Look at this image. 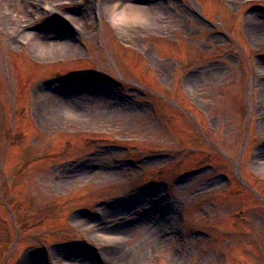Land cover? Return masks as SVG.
<instances>
[{"label": "rangeland", "instance_id": "1", "mask_svg": "<svg viewBox=\"0 0 264 264\" xmlns=\"http://www.w3.org/2000/svg\"><path fill=\"white\" fill-rule=\"evenodd\" d=\"M136 3L0 0V264H264V0Z\"/></svg>", "mask_w": 264, "mask_h": 264}, {"label": "bare ground", "instance_id": "2", "mask_svg": "<svg viewBox=\"0 0 264 264\" xmlns=\"http://www.w3.org/2000/svg\"><path fill=\"white\" fill-rule=\"evenodd\" d=\"M111 1L112 0H105V3L107 4V3L111 2ZM135 1L137 2V0H135ZM138 1H140V0H138ZM136 2H134V0H125V6H127V8H129V9L139 10L141 12L143 11L147 15H150V13H152V12H150L146 8H151V6L155 9V12H154L155 14L159 13V11H160V4L159 3L150 4V5H147V4L144 5L142 3H139L138 4ZM114 11H116V10H114ZM115 15H116V13H115ZM59 16L64 21H67V23H69V24L75 21V18L71 14H69V13L61 12V13H59ZM38 42L41 43V44H43V41H41V42L38 41ZM62 44H67L68 45L69 43L66 42V41H65V43L58 41L56 43L50 44V46L57 49ZM68 105H69V103L66 100L65 101H62L61 100L60 106L64 107V106H68ZM118 231H119V233L124 232L123 229H118Z\"/></svg>", "mask_w": 264, "mask_h": 264}, {"label": "trees", "instance_id": "3", "mask_svg": "<svg viewBox=\"0 0 264 264\" xmlns=\"http://www.w3.org/2000/svg\"><path fill=\"white\" fill-rule=\"evenodd\" d=\"M179 109V108H178ZM180 110V109H179ZM224 158V157H223ZM230 180H231V184H233V181H234V179L231 177L230 178ZM239 180V179H238ZM240 185H239V188H238V190H235L237 193H241V192H243L244 190H245V186L241 183V181H240V183H239ZM250 193H252L253 194V196L255 197V199L256 200H258L259 202L261 201L253 192H251V191H249Z\"/></svg>", "mask_w": 264, "mask_h": 264}]
</instances>
